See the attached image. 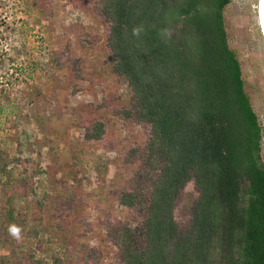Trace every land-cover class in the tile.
<instances>
[{
    "label": "rangeland",
    "instance_id": "obj_1",
    "mask_svg": "<svg viewBox=\"0 0 264 264\" xmlns=\"http://www.w3.org/2000/svg\"><path fill=\"white\" fill-rule=\"evenodd\" d=\"M98 4L0 0V156L10 171L0 177V227L20 225L21 255L43 264H121L108 231L137 216L120 196L139 169L133 150L144 147L150 127L125 113L133 92L113 71L110 27ZM260 4L233 0L225 23L264 131ZM97 123L105 133L88 140ZM197 197L190 183L179 220ZM10 252L0 250V264H24Z\"/></svg>",
    "mask_w": 264,
    "mask_h": 264
},
{
    "label": "trees",
    "instance_id": "obj_2",
    "mask_svg": "<svg viewBox=\"0 0 264 264\" xmlns=\"http://www.w3.org/2000/svg\"><path fill=\"white\" fill-rule=\"evenodd\" d=\"M232 1L99 0L113 71L133 92L125 113L150 127L120 196L134 224L108 231L121 264H264V131L229 44ZM104 133L97 123L86 138ZM7 169L0 156V177ZM190 183L198 197L179 220ZM8 229L0 227V250L43 264L23 257Z\"/></svg>",
    "mask_w": 264,
    "mask_h": 264
},
{
    "label": "clouds",
    "instance_id": "obj_3",
    "mask_svg": "<svg viewBox=\"0 0 264 264\" xmlns=\"http://www.w3.org/2000/svg\"><path fill=\"white\" fill-rule=\"evenodd\" d=\"M134 35H139V29H134L133 30ZM9 233L10 235L15 238L17 241L21 239V228L18 227L17 225L13 224L9 226Z\"/></svg>",
    "mask_w": 264,
    "mask_h": 264
},
{
    "label": "bare ground",
    "instance_id": "obj_4",
    "mask_svg": "<svg viewBox=\"0 0 264 264\" xmlns=\"http://www.w3.org/2000/svg\"><path fill=\"white\" fill-rule=\"evenodd\" d=\"M262 3H263V0H261V4H260V24H261V29L263 31V34H264V21H263V15H262Z\"/></svg>",
    "mask_w": 264,
    "mask_h": 264
},
{
    "label": "water",
    "instance_id": "obj_5",
    "mask_svg": "<svg viewBox=\"0 0 264 264\" xmlns=\"http://www.w3.org/2000/svg\"><path fill=\"white\" fill-rule=\"evenodd\" d=\"M262 15H263V21H264V0H263V3H262Z\"/></svg>",
    "mask_w": 264,
    "mask_h": 264
}]
</instances>
